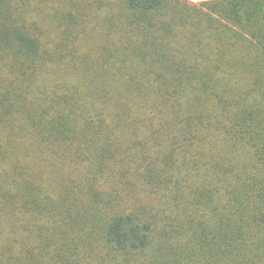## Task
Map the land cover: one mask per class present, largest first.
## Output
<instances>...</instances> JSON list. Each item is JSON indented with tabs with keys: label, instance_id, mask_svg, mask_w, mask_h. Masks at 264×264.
<instances>
[{
	"label": "trees",
	"instance_id": "obj_1",
	"mask_svg": "<svg viewBox=\"0 0 264 264\" xmlns=\"http://www.w3.org/2000/svg\"><path fill=\"white\" fill-rule=\"evenodd\" d=\"M0 0V264H264V0Z\"/></svg>",
	"mask_w": 264,
	"mask_h": 264
},
{
	"label": "rangeland",
	"instance_id": "obj_2",
	"mask_svg": "<svg viewBox=\"0 0 264 264\" xmlns=\"http://www.w3.org/2000/svg\"><path fill=\"white\" fill-rule=\"evenodd\" d=\"M195 4H200L198 1L191 0Z\"/></svg>",
	"mask_w": 264,
	"mask_h": 264
}]
</instances>
